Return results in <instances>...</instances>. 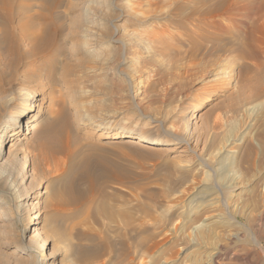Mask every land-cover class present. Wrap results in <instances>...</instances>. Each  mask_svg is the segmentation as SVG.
Returning a JSON list of instances; mask_svg holds the SVG:
<instances>
[{
	"label": "rangeland",
	"instance_id": "374dc122",
	"mask_svg": "<svg viewBox=\"0 0 264 264\" xmlns=\"http://www.w3.org/2000/svg\"><path fill=\"white\" fill-rule=\"evenodd\" d=\"M227 1L16 0L19 54L0 43V131L33 91L48 106L33 123L57 124L71 98L92 119L68 109L66 147L41 155L34 132L0 160V189L15 178L17 199L41 201L35 228L48 237L31 219L0 220V264H38L43 248L40 264H264L251 230L264 211V0ZM192 99L201 109L183 119ZM107 115L174 151L99 137Z\"/></svg>",
	"mask_w": 264,
	"mask_h": 264
},
{
	"label": "bare ground",
	"instance_id": "6f19581e",
	"mask_svg": "<svg viewBox=\"0 0 264 264\" xmlns=\"http://www.w3.org/2000/svg\"><path fill=\"white\" fill-rule=\"evenodd\" d=\"M244 0H228L227 4L229 6V8L232 7V5L237 6V4L241 3ZM18 2V1H17ZM245 2V1H244ZM16 0H0V43L2 45L4 44L8 50H11L12 52L16 53L17 52V42H16V30H15V23H16V19H17V13H15V5ZM146 3V2H145ZM245 4V3H244ZM20 6V4H19ZM23 8V7H22ZM228 8V7H227ZM233 8V7H232ZM238 8V7H237ZM235 9V8H234ZM239 9V8H238ZM246 10V9H245ZM18 12V11H17ZM231 12V11H230ZM20 13V12H19ZM229 16V15H228ZM233 16V15H232ZM19 18V17H18ZM24 20V19H23ZM25 22V21H24ZM20 28V27H19ZM33 32V31H32ZM239 32V31H238ZM94 33V32H93ZM89 34V33H88ZM89 36V35H86ZM119 37V36H118ZM21 38V37H20ZM91 38V33H90V37ZM89 38H87L89 40ZM93 40V39H92ZM263 40V39H262ZM261 40V41H262ZM37 41V40H36ZM46 41V40H44ZM95 41V40H93ZM33 42V41H32ZM50 42V41H47ZM89 41L85 40H80L78 37H71L69 39V43L71 45V47L75 50H77L78 52H85L86 54L91 52V48L90 45L88 44ZM91 42V46L94 45ZM46 43V42H45ZM98 43V42H97ZM49 45V43H47ZM3 45V46H4ZM36 45V44H35ZM45 45V44H44ZM40 46H43L40 45ZM2 47V46H1ZM0 47V48H1ZM39 48V46H37ZM46 48V47H45ZM44 48V49H45ZM19 49V48H18ZM22 49V48H21ZM37 49V48H36ZM46 50V49H45ZM50 50V49H49ZM52 50V49H51ZM10 52V51H9ZM19 52V50H18ZM17 52V53H18ZM36 52V50H35ZM45 52V51H44ZM97 52V51H96ZM16 53V54H17ZM19 54V53H18ZM25 54V53H24ZM19 58V57H18ZM99 60V59H98ZM209 63V62H208ZM217 63V62H216ZM204 67V66H203ZM199 70V68H197ZM203 69V68H202ZM191 70H189L190 72ZM200 71V70H199ZM203 71V70H201ZM193 73V72H192ZM202 73V72H201ZM210 73V72H209ZM216 73V72H215ZM179 74V73H178ZM195 73H193L194 75ZM200 74V73H199ZM198 74V75H199ZM205 74V73H204ZM204 74L201 76V74L199 76L201 77H197L196 80H202L204 78ZM207 74V73H206ZM192 75V74H191ZM197 75V73H196ZM196 75H194L196 77ZM206 76V75H205ZM172 77V76H171ZM190 77V76H188ZM207 78V77H206ZM211 79L208 81L210 83V92H213L211 90H213V87H215L216 83L218 81H220V79L222 78V74H221V70L219 72H217L215 75H212L210 77ZM161 81V80H160ZM70 84V83H69ZM142 84V83H141ZM144 85V84H143ZM209 86V85H208ZM143 89V87H141ZM199 89V88H198ZM215 89V88H214ZM203 90V89H202ZM197 91V90H196ZM208 91V92H209ZM41 92H28L23 100H24V105H23V109L20 111H17L14 113L12 119L7 123V125L2 128V130L0 131V160L5 158L6 155L10 154L13 152V150L16 148L17 146V142L20 141H25L27 140L26 136H28L31 133H39V137L37 138V145L39 146V150L41 152V155H45L42 153L41 150H51L50 152H52V149H58L60 147H66L67 144V140L66 138L64 139L63 137V141L65 140V142H60L59 139H62V132L63 130H65L64 128L69 127V125L72 124L71 122V116L70 114H68V112L66 110H72L74 111V113L77 115V117H79L81 124H83L84 126H88V123L91 121V119L89 118L90 116H86L84 114V111L87 110L85 109V103H81L78 99H74L71 98L68 101V105L66 107V109L61 113L62 116L60 117V122H58L56 124L53 122L47 123V124H42V125H38L36 123H33L34 121L38 120L37 119V114H40L42 112H44L48 106H46L45 104H39L42 100L43 97L40 98L41 96ZM76 98V97H75ZM90 104V103H89ZM89 106V105H88ZM90 107V106H89ZM95 108V107H94ZM203 108V107H202ZM90 109V108H89ZM201 109V107H199L198 105L195 104V100L192 99V101L187 102V105L184 107V109L180 112V116L183 119H194L195 118V113L197 110ZM92 110V109H91ZM88 111V110H87ZM72 114V113H71ZM90 115V113H89ZM94 116V115H93ZM94 118V117H93ZM110 117L107 115V118H103V121L99 123V125H97L95 127V131L94 134L98 135L99 137H102L106 134H112L114 135V138L120 139V140H126V139H134L133 143L135 145V147L138 149H143V148H147L150 150H155L159 153H165L168 154L167 152H172L174 151V149H170L168 150L167 148L163 147H156V144L160 143V140L158 138H154L152 137L148 132L144 131L143 129H141L137 124H129L127 125L128 127H120L123 130L122 131H116V126H119L118 121H116V124L113 122H110ZM107 120H109L108 122H106ZM149 121V120H148ZM61 125H60V124ZM60 127H59V125ZM41 127L40 130L35 131V128L37 127ZM68 129V128H67ZM171 130V129H170ZM67 131V130H66ZM67 134V133H66ZM65 134V135H66ZM69 134V133H68ZM25 135V137H24ZM70 136V134H69ZM70 140V138H68ZM60 144V145H58ZM27 145V144H26ZM72 146V145H71ZM23 148V146H22ZM181 148V147H180ZM63 151V150H62ZM66 151V150H65ZM64 151V152H65ZM181 152H184L183 149H181ZM56 153V152H55ZM58 154V153H57ZM60 154V153H59ZM163 155V154H160ZM18 156V155H17ZM180 156V155H178ZM45 157V156H44ZM47 157V156H46ZM45 157V158H46ZM52 157V156H51ZM16 158V157H15ZM173 158H177V156L173 155ZM47 159V158H46ZM44 160V159H43ZM46 161V160H44ZM85 166V165H84ZM6 170V169H5ZM42 170V169H41ZM7 171V170H6ZM50 171V170H49ZM20 174V173H19ZM71 176V175H70ZM70 176L67 178L69 179ZM14 177V176H13ZM33 177V176H32ZM2 179V178H1ZM25 177L23 178L24 181ZM66 179V180H67ZM11 180V179H10ZM19 181H17L15 178H12V181L10 183V185H8V187H5L4 189H0V214H3L2 216H0V220L2 222H6L8 223V226H10L9 224H13V220L14 219H21V217H23L24 219L21 221H24L25 219H31L33 221V223L31 224L30 230H33L35 233L37 232V234L39 233V230L37 228H35L36 226H40L42 223V220L45 219L46 215H45V211L43 210L42 207V202L39 201L35 204H31L29 203V201L25 200V201H21L20 199H17V197L15 195L18 194V192L20 191V185L18 183ZM21 182V181H20ZM22 183V182H21ZM23 184V183H22ZM214 184V183H213ZM69 186V185H68ZM67 186V187H68ZM4 187V186H3ZM211 187V186H210ZM1 188V187H0ZM205 188V187H204ZM208 188V187H207ZM211 190L213 191V189L211 188ZM210 193V192H209ZM211 194V193H210ZM200 195V194H199ZM213 195V194H212ZM66 196V195H65ZM39 198H42V195L39 194L38 195ZM199 197V196H198ZM202 197H205V195ZM201 197V198H202ZM207 197V196H206ZM58 201V200H57ZM203 201V200H202ZM201 201V202H202ZM9 202H13V205H11L10 207L7 206V204ZM61 202V199H60ZM99 202V201H98ZM208 202V201H207ZM78 205V204H77ZM109 205V204H108ZM61 206V205H60ZM31 208V209H30ZM53 208V207H52ZM264 208V206H263ZM28 209L29 211L33 212V215H28ZM99 211V210H98ZM51 221V220H50ZM1 222V223H2ZM253 223V222H252ZM258 223H259V227L258 229H254L251 227L252 230V238H253V242L262 250L264 251V211L261 214V216L258 219ZM11 224V225H12ZM22 224V223H21ZM7 224L4 223V226H6ZM30 225V224H28ZM27 225V226H28ZM3 227V224H2ZM257 227V226H256ZM29 230V228H27L25 230V232ZM47 231V230H46ZM251 233V232H250ZM41 234L39 233V236ZM41 241L43 243V246L47 244V239L48 237L45 235H41ZM232 239H235L234 236H231ZM232 239H230V241H232ZM234 242V241H233ZM219 250V249H217ZM215 258H218V255H215ZM46 259L45 256V251L44 248L42 249V253H41V257H39V263L44 261Z\"/></svg>",
	"mask_w": 264,
	"mask_h": 264
}]
</instances>
